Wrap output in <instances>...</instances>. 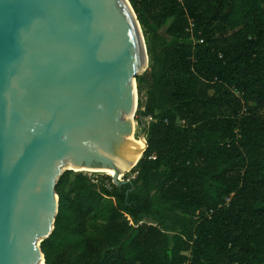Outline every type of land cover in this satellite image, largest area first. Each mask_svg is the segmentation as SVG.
<instances>
[{
    "label": "trees",
    "instance_id": "obj_1",
    "mask_svg": "<svg viewBox=\"0 0 264 264\" xmlns=\"http://www.w3.org/2000/svg\"><path fill=\"white\" fill-rule=\"evenodd\" d=\"M149 67L129 183L58 179L46 264H264V0H129Z\"/></svg>",
    "mask_w": 264,
    "mask_h": 264
},
{
    "label": "water",
    "instance_id": "obj_2",
    "mask_svg": "<svg viewBox=\"0 0 264 264\" xmlns=\"http://www.w3.org/2000/svg\"><path fill=\"white\" fill-rule=\"evenodd\" d=\"M148 67L129 0H0V264H46L64 172L130 182Z\"/></svg>",
    "mask_w": 264,
    "mask_h": 264
},
{
    "label": "rangeland",
    "instance_id": "obj_3",
    "mask_svg": "<svg viewBox=\"0 0 264 264\" xmlns=\"http://www.w3.org/2000/svg\"><path fill=\"white\" fill-rule=\"evenodd\" d=\"M139 116V113H138V109H137V111H136V114H135V121H136V127H135V132H134V137L136 138V139H140V137H141V135L143 134V132H144V129H143V126H142V124H140L137 120H136V118ZM143 120V123L145 124L146 123V121L148 120L149 121V119L148 118H146V119H142ZM141 125V126H140ZM75 172V171H74ZM84 174H86L89 178H90V180L92 181V182H94V183H97V184H102V183H105L106 181L105 180H103L102 178H103V176H109V175H107V174H105V173H101V172H84ZM135 176H136V174L135 173H133L132 171L131 172H127L125 175H123L122 176V180H131V179H133V178H135ZM111 177V176H110Z\"/></svg>",
    "mask_w": 264,
    "mask_h": 264
},
{
    "label": "bare ground",
    "instance_id": "obj_4",
    "mask_svg": "<svg viewBox=\"0 0 264 264\" xmlns=\"http://www.w3.org/2000/svg\"><path fill=\"white\" fill-rule=\"evenodd\" d=\"M134 118H135V114L132 115V124H133V126H134V132H135L136 121H135ZM130 139L136 140V141H138V142L141 143V147H140V150H139V153H138V156H137L138 159L141 158V157H142V154H143V148L145 147V141H144L142 138H140V139H136V138L134 137V133H133V135L130 137ZM69 168H70V167H69ZM74 170H75V169H74ZM76 171H78V172H101V173H105V174H107V175H109V176L114 175V174H112V173H108V172H105V171L91 170V169H82V170H76ZM121 178H122V176H121ZM42 264H44V263H42Z\"/></svg>",
    "mask_w": 264,
    "mask_h": 264
}]
</instances>
